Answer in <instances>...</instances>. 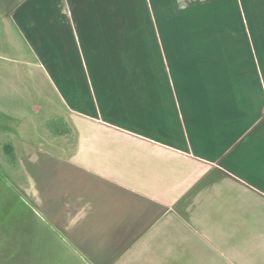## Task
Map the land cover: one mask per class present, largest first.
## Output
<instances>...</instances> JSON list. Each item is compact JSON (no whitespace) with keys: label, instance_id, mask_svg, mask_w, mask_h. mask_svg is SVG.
Listing matches in <instances>:
<instances>
[{"label":"crops","instance_id":"crops-1","mask_svg":"<svg viewBox=\"0 0 264 264\" xmlns=\"http://www.w3.org/2000/svg\"><path fill=\"white\" fill-rule=\"evenodd\" d=\"M223 1L244 38L235 47L248 55L229 57L228 42L215 41L207 46L220 55L204 59L214 67L188 73L186 90L167 81L135 92L131 79L105 107L90 91L89 112L108 118L89 121L97 128L89 135L73 122L74 148L46 152L43 198L34 184L22 188L33 216L0 217V264H264V0ZM13 11L11 29L39 15L29 5ZM65 12L59 31L46 29L51 9L33 29H12L10 49L32 63L56 62L51 44L73 16ZM74 27L73 48L83 50Z\"/></svg>","mask_w":264,"mask_h":264},{"label":"rangeland","instance_id":"rangeland-1","mask_svg":"<svg viewBox=\"0 0 264 264\" xmlns=\"http://www.w3.org/2000/svg\"><path fill=\"white\" fill-rule=\"evenodd\" d=\"M222 3L223 6L219 0H0V110L16 118L9 121L10 130L0 133V142L12 140L22 163L19 169L12 170L2 161L0 151V217L33 216L27 210L26 190L22 188L34 184L36 198L42 199L47 183L44 177L46 152H69L76 145L72 140L75 145L70 144L66 149L68 139L48 137L42 120L49 111L68 112L67 116L82 134L89 135L97 130L89 121L108 118L92 116L89 112L94 105L90 91L95 92L101 107H105L131 79L135 81L132 86L135 92H139L140 87L168 88L167 81L186 90L191 82L188 73L200 74L204 67L208 70L214 67L209 59L205 66L204 59L220 55L221 48L207 46L215 41L228 42L229 57L248 55L235 47L243 44L244 38L230 27L224 15L227 2L222 0ZM18 5H29L37 9L39 15L29 20L24 17L12 28L15 30L33 29L42 19H49L45 13L51 9L54 22L44 21L46 27L49 25L46 29L59 31L63 29L60 21L67 19L65 8L73 11V16H68L66 31L51 44L55 50L51 59L56 62L32 63L33 57L17 55L10 49L6 38L12 29L6 16ZM108 6L114 15L106 14ZM97 12L101 13L98 18ZM222 18L226 20L225 26L221 24ZM71 24L81 29L83 50L73 48ZM66 36L69 39H63ZM10 41L14 46H23L22 39L11 37ZM79 54L88 56V63L84 60L81 64L77 59ZM66 55L68 57L60 63V57ZM242 67L245 71L251 69L246 63ZM87 72L91 79H86ZM87 93L89 99L85 98ZM136 99L133 100L136 102ZM138 105L133 103L131 114L139 110ZM120 116L122 112L116 119H124ZM11 205L9 210L7 206Z\"/></svg>","mask_w":264,"mask_h":264},{"label":"trees","instance_id":"trees-1","mask_svg":"<svg viewBox=\"0 0 264 264\" xmlns=\"http://www.w3.org/2000/svg\"><path fill=\"white\" fill-rule=\"evenodd\" d=\"M45 108V107H44ZM41 110V107H40ZM51 112V111H49ZM44 115L42 120V126L47 131L48 137L54 138H65L68 139V145H75L72 142L77 139V131L72 120L65 114L51 112ZM67 116V117H66ZM16 119L11 114L0 110V133H5L10 130L9 121ZM0 151L3 153L1 159L7 164L12 170H17L21 167L19 155L17 153L16 145L12 140L0 142Z\"/></svg>","mask_w":264,"mask_h":264}]
</instances>
